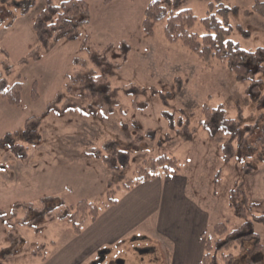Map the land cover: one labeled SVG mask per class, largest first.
Returning a JSON list of instances; mask_svg holds the SVG:
<instances>
[{
    "label": "rangeland",
    "instance_id": "rangeland-1",
    "mask_svg": "<svg viewBox=\"0 0 264 264\" xmlns=\"http://www.w3.org/2000/svg\"><path fill=\"white\" fill-rule=\"evenodd\" d=\"M46 1L0 0V71L10 65L11 74L5 76L8 84H21L19 106L0 98V139L13 134L12 143L24 150H11L8 142L0 146V264H91L95 254H84L97 240L98 225L86 222L81 234L75 235L72 225L56 216L59 209L45 216L36 215V211L26 215V208L19 206L11 216L14 204L40 210L45 198L52 199L51 207L58 202L74 207L87 201L103 212L109 198L124 196V185L135 179V167L142 160L162 154L178 160L189 190L193 189L206 209L204 240L211 239L214 244L223 238L216 235V224L223 223L233 232L249 220L236 216L229 206V193L237 186L243 188L250 202L260 204L254 215H264V99H260L264 96V70L257 75L262 82L260 89L248 92L249 84L237 82L224 63L202 61L181 42L169 41L164 34L165 21L156 23L153 35L146 36L141 21L151 0H84L90 22L80 29L78 39L52 42L40 60L21 61L37 46L32 25ZM50 1L58 4L63 0ZM210 1L181 0L177 7L168 9H189L196 17L191 32L202 36L205 29L201 19ZM222 2L237 7L230 15V24L247 34L234 30L231 38L243 50L264 49V18L251 11L252 1ZM83 41L98 55V62H92L81 49ZM122 42L129 46L124 62L119 46ZM74 59L86 62L83 76L105 74L107 85L118 90L112 114L96 113V107L95 114H90L88 99L77 97L61 101L64 113H45L56 94L64 92L68 74L75 69ZM176 79H180L179 88ZM133 87L146 92L136 96L122 92ZM151 88L157 92L152 93ZM159 92L170 93L166 106ZM203 105L220 106L227 118L238 120L242 130H250L243 143L233 142L235 155L229 161L224 160L220 147L226 135L218 132L210 138L200 126ZM165 110L188 120L189 127L194 128L189 141L167 129L161 115ZM34 128L29 136L23 134L25 129ZM148 129L153 130L150 136L146 135ZM107 140L128 153L124 168L109 170L87 154L89 149H101ZM245 166L251 171H244ZM252 231L264 247V224L253 222ZM150 233L139 231L109 246L107 258L121 259L125 264H164L156 238ZM133 246H149L154 252L138 255ZM229 253L234 264L260 260L264 264V253L252 251L250 242L242 250L219 251L218 264H224L222 257Z\"/></svg>",
    "mask_w": 264,
    "mask_h": 264
},
{
    "label": "trees",
    "instance_id": "trees-1",
    "mask_svg": "<svg viewBox=\"0 0 264 264\" xmlns=\"http://www.w3.org/2000/svg\"><path fill=\"white\" fill-rule=\"evenodd\" d=\"M181 0H151L143 13L141 21V28L143 33L151 37L154 33V26L156 23L165 21L164 34L165 37L172 42L179 41L188 50L195 53L202 61L209 62L216 60L222 62L234 74L235 80L240 83H248V92H257L262 82L257 78V75L264 70V49H257L256 51L243 50L237 42H235L231 35L234 30L242 32L247 35L240 26L235 28L230 24V15L237 10L236 6L228 7L222 0H212L207 5V12L205 17L201 19L204 26L205 33L199 36L191 32V28L196 22V17L189 9H181L174 11L170 8H175L179 5ZM251 11L258 16L264 18V1L251 0ZM24 13V12H23ZM246 12V14H248ZM90 22L89 8L84 0H63L58 4H53L50 0L46 1L43 10L35 17L32 28L37 40V46L32 50L26 58L21 61H34L41 59V53L47 50L50 43L59 41H74L80 36V29ZM121 49V60L126 61L129 52V46L122 42L119 44ZM81 49L89 54V59L92 62H98L99 57L95 54L87 42H81ZM75 69L68 74V81H66L63 93H57L55 98L50 102L46 108L45 113L54 112L55 114H62L65 112V107L60 103L63 99L68 97H77L88 99L90 107V114H95L96 107L103 115H110L114 112L117 106V92L116 89H111L107 85V78L105 74L96 76H83L86 62L73 60ZM11 74V66L5 65L4 71H0V98L6 99L8 103L14 106L20 104L21 84L15 82L9 85L5 76ZM176 87H180V79H176ZM122 92L126 95L145 94L146 90L141 88H125ZM152 93L157 91L151 88ZM159 96L163 105H167V100L170 93H160ZM94 99V100H91ZM261 102L264 96H260ZM68 101V100H67ZM108 106V107H107ZM124 115L123 111H120ZM202 119L200 126L207 133L210 138H214L218 132H223L227 140L221 144L223 158L225 161L231 160L235 155V148L233 142L241 140L243 143L246 137V132L250 130H242L238 120L227 118L224 110L218 107H209L203 105L201 109ZM162 117L165 119L167 129L171 130L179 139L189 141L192 138L194 128H190L188 120H183L181 116L176 117L175 112L162 111ZM33 130L25 129L23 134L28 135ZM153 134V130H146V135ZM12 135L7 133L0 139V146L9 143L11 150L18 149L23 152L20 146L12 143ZM153 137V136H152ZM138 138V136H137ZM140 138V137H139ZM165 139L169 140L170 136L165 135ZM159 145V143H158ZM87 154L94 156L100 160L109 170L117 171L124 168L128 161V153L120 150L118 145L113 140H107L103 143L101 149H89ZM18 157H23L17 153ZM159 170H163L172 174L179 171L178 160L166 154L159 155L155 158H148L142 160L134 170L135 179L125 183V189H130L133 185L153 179ZM244 171H251L250 166H245ZM51 198L42 200L43 207L35 209L34 206L15 203L11 210V216H14V211L17 207H25L26 215L32 212H37L36 215L45 216L59 209L57 217L60 220H65L73 227L75 235L82 232L83 226L86 222H94L98 215L99 209L94 204L87 201H80L74 207L64 206L62 202L54 203L51 207ZM116 199L109 198L108 204L113 205ZM229 206L232 208L234 214L240 218H249L237 230L228 232L225 224L220 223L214 226V231L218 237L213 244L211 239L204 240L203 255L200 264H218L217 253L230 248H238L242 250L246 242L252 243V251L257 253H264V247L260 244L259 237L252 231L253 222L264 224V215H254V211L260 207L259 203L250 202L245 191L241 186H237L229 193ZM26 220L23 219V223ZM18 223H21L20 221ZM204 235V234H203ZM224 264H234L233 255L225 254L223 257ZM263 261V260H262ZM261 260L258 262H249L248 264H262Z\"/></svg>",
    "mask_w": 264,
    "mask_h": 264
},
{
    "label": "crops",
    "instance_id": "crops-1",
    "mask_svg": "<svg viewBox=\"0 0 264 264\" xmlns=\"http://www.w3.org/2000/svg\"><path fill=\"white\" fill-rule=\"evenodd\" d=\"M189 188L180 170L176 174L159 170L153 179L126 189L124 196L108 204L92 222L100 231L84 256L150 230L164 264H200L208 215Z\"/></svg>",
    "mask_w": 264,
    "mask_h": 264
},
{
    "label": "flooded vegetation",
    "instance_id": "flooded-vegetation-1",
    "mask_svg": "<svg viewBox=\"0 0 264 264\" xmlns=\"http://www.w3.org/2000/svg\"><path fill=\"white\" fill-rule=\"evenodd\" d=\"M136 240H138V238H136ZM157 245V244H156ZM159 246H157V251L159 252L158 249ZM134 253L138 254V255H144V254H150L151 252H154V248H151L149 246H143L142 248H138V247H134ZM102 249H106L107 252L105 254L99 255V251H101ZM100 250H98L95 254V257L93 258V260H91V264H125V262L121 259H112V258H107L108 255L110 254V250L109 248H102ZM160 257L162 258L161 253L159 252ZM161 261V259H160Z\"/></svg>",
    "mask_w": 264,
    "mask_h": 264
},
{
    "label": "water",
    "instance_id": "water-1",
    "mask_svg": "<svg viewBox=\"0 0 264 264\" xmlns=\"http://www.w3.org/2000/svg\"><path fill=\"white\" fill-rule=\"evenodd\" d=\"M107 252V250H101V251H99V255H102V254H105Z\"/></svg>",
    "mask_w": 264,
    "mask_h": 264
}]
</instances>
